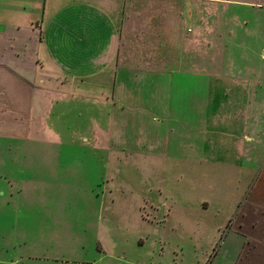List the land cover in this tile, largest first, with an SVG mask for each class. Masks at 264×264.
I'll list each match as a JSON object with an SVG mask.
<instances>
[{
  "label": "crops",
  "instance_id": "1",
  "mask_svg": "<svg viewBox=\"0 0 264 264\" xmlns=\"http://www.w3.org/2000/svg\"><path fill=\"white\" fill-rule=\"evenodd\" d=\"M201 2L210 9L222 2L260 4L257 0H0L1 125L37 140L56 137L62 142L48 120L53 108L76 94L79 80L101 88L104 94L97 96L98 104L112 107L111 126L116 115L119 122L134 116L167 127L161 153L155 150L156 138L149 137L139 138L132 150H110L113 171L108 183L123 189L126 203L134 205V220L145 231L135 239L140 252H131L119 264H264V254H258L264 249V183L252 195L245 194L255 187L251 183L255 172L250 181L235 180L238 195L228 207L225 196L215 205L209 183L192 177L201 169L222 175L224 167L194 160L192 153L176 156L182 144L169 150L170 133L178 130L171 128L177 119L173 108L194 107L183 97L193 86L188 76H195L197 68L185 70L184 60L187 54L198 59L205 42ZM190 117L184 121L194 123ZM112 137L119 134L100 139ZM85 138L90 140L86 134ZM133 168L139 176H129L136 171Z\"/></svg>",
  "mask_w": 264,
  "mask_h": 264
},
{
  "label": "rangeland",
  "instance_id": "2",
  "mask_svg": "<svg viewBox=\"0 0 264 264\" xmlns=\"http://www.w3.org/2000/svg\"><path fill=\"white\" fill-rule=\"evenodd\" d=\"M257 2L258 7L222 2L212 9L200 3L205 42L198 59L187 54L184 60L185 70L197 68L183 97L194 107L173 108L171 128L178 130L170 141L177 145L169 150L182 144L176 156L192 153L194 160L223 166L222 175L201 169L192 178L209 183L215 205L225 196L226 207L238 195L235 180L250 181L255 172L247 196L264 183V0ZM75 86L76 94L53 108L48 120L62 142L0 124V263L119 264L140 252L135 239L145 231L123 189L108 183L109 153L132 150L141 137L156 138L161 153L167 127L134 116L119 122L116 115L111 126L112 107L98 104L101 88L79 80ZM188 115L194 123L184 121ZM116 133L118 138L100 139Z\"/></svg>",
  "mask_w": 264,
  "mask_h": 264
}]
</instances>
